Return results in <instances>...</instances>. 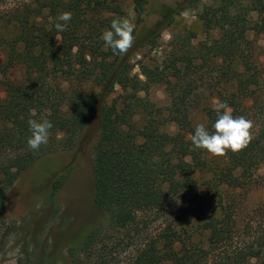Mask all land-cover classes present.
Returning <instances> with one entry per match:
<instances>
[{
	"label": "trees",
	"instance_id": "obj_1",
	"mask_svg": "<svg viewBox=\"0 0 264 264\" xmlns=\"http://www.w3.org/2000/svg\"><path fill=\"white\" fill-rule=\"evenodd\" d=\"M127 1L138 27L149 0H0V221L16 169L24 171L48 153L72 149L98 112L92 168L102 221L73 251L91 249L105 232L140 235L145 215L167 213L165 226L151 229L123 264H264V232L249 242L239 240L238 203L228 196L230 189L248 187L264 162V129L242 151L220 157L194 150L188 138L198 109L212 131L216 99L226 102L234 117L244 115L250 98L259 95L264 101V72H254L256 58L246 53L251 46L247 33L264 34V5L206 0L200 19L206 30L218 34L212 55L200 49L191 55L171 53L160 63L139 61L140 73L133 74L132 57L146 46L155 48L174 16L202 0H185L163 10V19L144 32L135 29L132 48L120 58L100 37L112 19H128ZM63 11L72 18L61 33L50 18ZM208 60L219 67L217 85L199 83L203 77L196 68ZM153 84L165 86L168 106L158 107L148 98ZM111 94L116 96L106 103ZM41 117L53 127L47 144L33 151L26 143L27 121ZM170 124L176 126L173 133L166 129ZM60 185V179L53 182L54 188Z\"/></svg>",
	"mask_w": 264,
	"mask_h": 264
},
{
	"label": "rangeland",
	"instance_id": "obj_2",
	"mask_svg": "<svg viewBox=\"0 0 264 264\" xmlns=\"http://www.w3.org/2000/svg\"><path fill=\"white\" fill-rule=\"evenodd\" d=\"M183 2L185 0H149L147 15L143 16L144 20L138 27L131 3L127 1L125 6L128 19L139 34L163 19V10L179 6ZM205 3L208 2L202 0L197 6H189L175 15L172 23L164 28L155 48L146 46L132 57L135 64L132 73H140L139 61L149 65L160 63L171 53L188 52L191 55L200 49L205 56H211V44L218 34L206 30L200 19ZM257 4L264 5V0H258ZM242 12H246V9ZM247 38L251 46L247 47L246 53L250 59L256 58L257 71L254 72L260 74L264 72V34L250 31ZM218 69L209 60L196 68L203 77V81L199 83L217 85L222 80ZM5 73L7 76L12 74L11 71ZM94 90L97 91L98 88ZM115 96L116 94L108 96L106 103H110ZM257 96L246 102L247 110L243 115L253 122L252 135L264 129V101ZM148 98L158 107L169 105V98L162 84H153ZM206 120L207 116L201 109L193 114L195 125L205 124ZM166 129L173 133L176 126L170 124ZM98 138L97 112L80 133L72 149L48 153L24 171L16 169L17 179L7 191L5 215L0 221V264H123L138 246L145 243L151 229L165 226L169 214L162 213L152 217L140 212V217L145 215L146 219L141 225L145 226V230L140 235L126 230H114L101 235L87 251L72 250L74 246L81 244L92 227L98 226L102 221V214L94 202L92 168ZM56 179L61 181L58 188L53 187ZM228 196L238 203L235 213L238 239L249 242L263 233L264 162L254 170L248 187L230 189Z\"/></svg>",
	"mask_w": 264,
	"mask_h": 264
},
{
	"label": "clouds",
	"instance_id": "obj_3",
	"mask_svg": "<svg viewBox=\"0 0 264 264\" xmlns=\"http://www.w3.org/2000/svg\"><path fill=\"white\" fill-rule=\"evenodd\" d=\"M71 18L70 11H63L54 19L50 18V22L57 32L62 33ZM133 31L134 24L129 19L114 18L110 22V28L104 30L100 38L113 55L123 58L134 44ZM212 108L217 116L211 126L212 131L204 124H197L194 134L188 137L194 150L202 149L211 157H220L229 151L238 153L245 149L253 139V122L243 116L234 117L230 106L219 99L213 101ZM35 115V112L31 113V116ZM27 124L30 135L26 143L30 150L36 151L41 145L47 144L53 125L46 117H41L40 120L29 118Z\"/></svg>",
	"mask_w": 264,
	"mask_h": 264
}]
</instances>
